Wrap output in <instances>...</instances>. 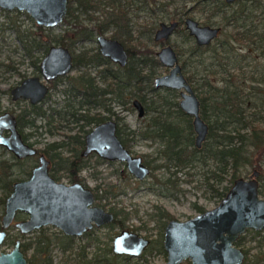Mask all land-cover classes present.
Here are the masks:
<instances>
[{"label": "rangeland", "instance_id": "rangeland-1", "mask_svg": "<svg viewBox=\"0 0 264 264\" xmlns=\"http://www.w3.org/2000/svg\"><path fill=\"white\" fill-rule=\"evenodd\" d=\"M95 1L99 2L98 9L88 10L87 13H82L80 6L77 4L78 1L74 0L72 7L74 9L77 7V10H74L73 14L77 16V18L68 17V22L63 20L59 25L53 28L37 26L34 19L24 11H7L0 9V106L2 109L12 108L17 110L18 108H23V102H18L16 104V102L11 101L9 90L24 78L38 76L41 81L45 82L39 71V63L49 47L61 45L68 48L73 53H77L83 48L92 51L95 50L97 47L95 42L96 33L89 31L87 34L89 39L82 40V34L78 33L79 29H76L79 25L90 27L100 24V22L105 20V17L108 16V13L112 12L113 7L105 4L106 0ZM122 1H124L126 6H129V10L134 12V16L131 15V26L134 30L132 31V38L134 39L131 40L130 44L136 47V59L145 61V67L142 65L141 70L142 73L146 74L149 78L147 77V80L142 79L139 82V89L133 86H128L125 89L124 93L126 94L127 101L123 99V97L125 98L123 95L120 97L122 101L120 103L117 102L118 98H116L115 101L110 99V95H105L103 101L107 107L121 117L120 126L123 130L128 128L129 130L140 132L146 122H148L151 114L148 113L145 117L140 118L137 116L136 110L130 108L131 100L135 97L134 94L137 92L136 90H138L141 95L145 96L150 106L159 107L164 112H174L173 107L169 108L163 106L164 103L173 102L174 100L178 101L180 98L178 91L168 88H154L153 86L154 78L166 74L168 70V68H165L159 63L155 66L154 71L151 70L153 66L152 60L157 59L156 52L160 49V45L154 43L152 40L154 30L161 22L184 20L185 17H190L201 25L222 27V20L219 16L208 17H210L209 14L215 10V6L218 4L221 6V2H224V0L201 2V6H205L203 10L198 7V0H146L145 3H143V1H135L132 6L127 4L130 0ZM256 2V5L260 4V7L257 11H253L252 14L257 17L254 20V24H257L260 29L262 27V18L264 17V14H262L264 11V0H256ZM87 15L93 18H88ZM151 30L152 35L150 34ZM178 30L179 31L174 33L169 39V44L173 46L174 49L178 46L183 50V54H179V59L182 61L183 58H188L187 52L191 44L194 43V40L188 35L184 25H181ZM228 31L229 28L222 29L220 38L227 37ZM106 32L108 36H112L114 34V28H108ZM64 35L68 37L65 42L66 45H62L56 41ZM149 35L152 41L148 44L146 43L147 50H145L143 45L137 43L139 41H144ZM139 36L141 37L140 39H138ZM121 37H123V35ZM232 46L240 48L236 49L235 55L238 57L241 55L246 56V60L240 63V65L244 66L243 72L245 77L248 73L255 72L256 70L260 73L264 71V56L260 51L245 46L240 47L237 43H234ZM27 47L29 52L27 51ZM196 60L197 59L190 58L188 63L193 62L192 65H195L196 62L194 61ZM191 68L193 67L191 66ZM79 69V71L84 70V68ZM96 69L98 70V68L90 67L87 68V71H89L92 76H97L98 73H96ZM200 69L201 68L198 66L195 67L198 73L195 75L194 84L202 82L201 77H203L205 72L203 73ZM77 71V69H74L67 76L61 77L55 82V87L51 88L47 98L43 101L44 108L47 106L58 107L62 104L66 98L63 90L69 88L71 83L70 77L75 76L78 73ZM151 71L153 74H151ZM230 72L233 74L231 80L239 76V71L236 69H230ZM183 73L187 74L185 70ZM222 77L226 78L228 75L225 74ZM222 77L220 78V75L214 76L213 74H209L207 79L211 82H215L214 85L216 87H220L222 86ZM132 81L133 80H131V83ZM241 81L243 89L247 91V88L252 82L247 78ZM195 92L197 93V91ZM106 98L110 99V101ZM102 115L107 117L109 113L103 110ZM259 115L263 116L264 114L259 113ZM170 119L175 120L177 116H175L174 113L170 114ZM56 124L57 122H55L54 125ZM36 125L37 127L30 131L33 132V134L30 136L29 142L39 149L44 148L50 142L61 140L64 134L76 131L74 128L76 125L70 124L74 129L57 128V130H53L55 134H49L47 132V126H43L44 123L40 119L36 121ZM180 127L185 128V131H182L180 134V140L182 139L184 141L183 148L185 152H189L192 147H189L188 143L185 142L189 139L187 122L182 121ZM28 131L29 130H25V132ZM191 137H194V133ZM126 141L128 149L133 154L142 156L143 160L149 163L148 167L150 173L147 177L138 180L129 173L124 163L107 161L95 155L87 159L88 164L91 166L90 169L84 170L81 174L83 178L82 182L86 183L90 188L101 186L99 194H103V188L110 193L108 199L102 200L101 204H103L105 209L115 207L118 210H122L123 213H121L124 215H120L118 218L123 219L125 217V219L122 220L125 226L137 231V233L141 235L150 233V237L154 238L158 235L159 226L150 218L151 216L153 217L154 214H158L159 210L161 212H167L172 218L186 220L195 216L200 208L202 210H208L218 205L219 197L209 189L208 184H214L215 187L221 188L222 186L228 185V182L223 181L216 185L213 179L209 178L206 180V176H210V173L215 170L214 160L206 158V153L198 152L196 154L197 156H202L204 162L193 160V162L185 166H177L163 157L164 145L161 142L145 140L137 134L135 136H127ZM1 159L11 160V156L7 152L0 150V160ZM250 160L252 161L251 163L245 164L239 168L237 175L246 176L257 165H264V163L258 164V162H256L257 158H251ZM30 163H32V160L23 161L20 165V169L14 170L11 178H21L23 176L21 173L22 169L28 168ZM93 175L95 177H93ZM60 181L63 183L68 182L65 177H61ZM3 191L0 184V196H2ZM98 202L99 201L96 200V203ZM1 213L2 207L0 206V215ZM118 229L117 226L104 228L99 230L96 234L98 236H103L111 231L116 232ZM54 231H57V229L49 227L45 232L52 233ZM17 233L15 228L10 229L9 239L16 236ZM36 236L37 234L33 232L23 237L22 241L30 242L36 238ZM252 241L253 240L250 238L244 240L245 243L250 245H252ZM11 248V243L5 242L0 246V252L10 250ZM145 257L149 264L164 263L161 254L155 252L146 254ZM66 261V264H72L71 260ZM130 263L144 264V259H131ZM54 264H63L60 262L59 256L57 255L54 257Z\"/></svg>", "mask_w": 264, "mask_h": 264}, {"label": "water", "instance_id": "water-1", "mask_svg": "<svg viewBox=\"0 0 264 264\" xmlns=\"http://www.w3.org/2000/svg\"><path fill=\"white\" fill-rule=\"evenodd\" d=\"M232 3L235 0H225ZM68 0H0V9L24 11L32 17L37 26L53 28L59 25L66 16ZM178 22L162 23L155 33V39H167L177 27ZM185 28L193 36L196 43L206 46L218 36V26L199 25L192 19L184 20ZM100 52L121 65L126 60L123 46L115 40L98 38ZM160 64L169 68L167 74L154 79L155 87H167L180 90L179 108L192 117L195 134V146L200 147L208 135V125L200 116V102L191 86L185 79L178 55L169 44L156 52ZM72 67V57L66 47L51 46L39 64V71L45 82L66 75ZM48 87L39 77L25 78L10 90L12 100L27 99L31 103L41 101L47 94ZM134 105L143 115L141 105ZM11 131L9 138L1 137V131ZM116 125L107 121L96 126L86 136L87 154L91 151L103 159L125 162L128 171L136 178H144L149 170L143 165L140 156H134L119 142L115 135ZM0 144L10 149L16 156L23 157L35 154V150L24 144L15 129V120L10 114L0 116ZM48 162L40 157V165L35 168L27 181L14 184L13 192L8 197L5 214L2 220L6 227L16 210L30 214V219L17 224L21 232H29L41 225L49 223L60 227L66 234H81L96 225L109 223L113 215L101 208L88 206L93 202L92 193L79 184L71 186L55 182L47 174ZM254 174L256 172L254 171ZM264 226V200L257 197L255 181L237 179L221 201L213 210L197 215L187 222L171 221L165 232L164 247L168 253L166 264H178L189 257L192 264H240L241 256L229 244L246 227L260 228ZM4 234L0 232V243ZM221 243L218 244L217 241ZM147 241L135 233L122 232L113 241L114 253H127L137 256L146 246ZM16 241L13 249L0 253V264H26Z\"/></svg>", "mask_w": 264, "mask_h": 264}, {"label": "flooded vegetation", "instance_id": "flooded-vegetation-1", "mask_svg": "<svg viewBox=\"0 0 264 264\" xmlns=\"http://www.w3.org/2000/svg\"><path fill=\"white\" fill-rule=\"evenodd\" d=\"M69 1L70 0H68V3H67L66 16L63 19L66 22H68V20H67L68 17L77 18V16H75L73 14V11L70 14L68 13V7H69V4H71ZM107 1H108V3H107ZM110 1L113 2L112 5H111ZM135 1H139V2L143 1V3L146 2V0H130L127 4L132 6L135 3ZM206 1H210V0H198L197 1L198 7L202 8V10H203L205 8V6H201V2H206ZM234 2L227 3L224 0V3H226V4H233ZM105 4L111 5L113 7V10H112V12L108 13V16L105 17V20L101 21L100 24L90 26V27H87L86 25L85 26L81 25L80 28H79V26L76 27V29H80V31L78 33L82 34V36H83L82 40L89 39L88 35H87L89 33V31L96 33L95 42H96L97 47L95 48L94 51L89 50L87 48H83L82 50H80L77 53H73L67 48L71 54V57H72V67H71L70 71L64 76H60V77H58L54 80H51L49 82H43L42 81L43 83H45L47 85L48 92H47L46 96L41 101H39L37 103H31L29 100L23 99V98H19L17 100H12L10 90L13 87L9 90L10 99L12 102H16V104L18 102H23L24 106H25V104H28V105L43 104V101L45 98H47V95H48L49 91L51 90V88L55 87V82L59 78L67 76L72 70L77 69L78 73L75 76L70 77L71 83L69 85V88L67 89V91H69V92H67L68 95L66 94V98L62 102V104H64L65 100L68 98V102L76 108L77 107L76 104L78 103V101L80 99L78 97H72L71 93H70V91H72V89H73L72 86H73V83H74V80L76 79V77L83 74L86 77H89V79L94 80L95 85H96V90L97 91L102 90L100 92H103V90L106 89V87L108 86V80L112 79V86H110L109 88L107 87L106 92L103 93V96L100 97V99H101L100 103H102V105H97L98 104L97 102H93V103L89 104V106L84 105L83 108L80 109L79 111H77V113L75 114L76 115L75 118L78 115H80V116L84 117V120H86V119H94V120L101 119V120H97L96 122L92 121L90 124L84 125L83 131H80V126L83 125V121H84L82 119L76 120L74 117H70V118H67V120H65V121H60V122L57 121L56 125H54L56 122V121H54V123H52V125H50V127L47 126V132H48V128L51 129V133L48 132L49 134H55L54 133L55 131H53V130H57V128H61V129L67 128L69 130L71 128L72 129L75 128L76 131L64 134L61 140H55L53 142H50L44 148L39 149V148L35 147L34 144L29 142V138L33 134V132H30V131H32V129H35L37 127L36 122H35V126L31 127V128H27V127L22 128V126L20 127V125L18 123L19 115L22 114V112H23L22 110H23L24 106H23V108H18L17 110H14L12 108L11 109H9V108L2 109L0 106V116H3L5 114L12 115L13 119L15 120V129H16L17 133L20 135L22 142L35 150V154H33V155L18 157L10 149H8L6 146L0 144V150L7 152L11 156V160H8V159H1L0 160V184H1L2 189L4 190L2 196H0V206L2 207V213L0 215V232H2L4 234L3 239L0 243V246L5 242L6 243L10 242L12 245V248L10 250L3 251L0 253L10 252L13 249L15 242L19 241V243H20L19 249L22 252V255L26 261V264H28V263H27V259H26L25 255L23 253V245L28 244V246L30 245L32 248L33 244H35L37 241L43 239L45 236L48 237L49 245L52 249L53 264H54L55 255L59 256V260L63 264L67 263L66 260H71L72 264H79L78 260L82 256L89 257L95 251L97 253H102V250L104 248V243L106 241L109 242V246L111 248V251L115 255V259H116L115 263H117V264L120 263V261H121L120 259H122V262H124V264H131L130 263L131 259H141V260L144 259V264H149L145 256H146V254H152L153 252H155L157 254H161V256L164 259L163 264H166L168 253L164 247L165 232H166V229H167V227L171 221L182 222V223L187 222V221L193 219L194 217H196L197 215H200V214L205 213L206 211L215 209L217 206L220 205L221 201L225 198L226 194L228 193V191L232 187L234 181L237 179H243L244 181H251V180L255 181V183L257 184V197H258V199L264 200V192L262 191V186L264 185V165L260 164V163H264L263 157L262 158L259 156L256 157L257 158L256 162H258V164H260V165H257L246 176L237 175V177L231 183L228 181V179H229L228 174L223 175L222 172H219V176L222 178V180L219 183L216 182V180L213 178V174H215V172L217 171V164L215 163V170L212 173H210V176H206V178L213 179V181L215 182L216 185L220 184L223 181L228 182V185H225L227 187V189H226L223 196L218 194V191H216V190H219V193H222L223 187H225V186H222L221 188H219V187H215L214 184H208L209 189L219 197L218 205L213 207L212 209H208V210H202L200 208L199 212L195 216L190 217L186 220H178L176 218H172L169 216V214L167 212H161L159 210L158 214H154L153 217L151 216V218H150L151 220L155 221L156 225L159 226L158 235L157 236L154 235L155 237L153 238V237H150V233H147L146 235H141V234L137 233V231L132 230L131 228L125 226L123 224V221H122L123 219H125V217L123 219L118 218V217H120V215H124V214H122L123 213L122 210H118L115 207H110L109 209L104 208V206H103V204H101V202H102V200L105 199V197H104L105 196V190H106L105 188H103V194H99V191H101V188H100L101 186L90 188L86 183L82 182L83 181V178L81 177L82 172L84 170L90 169V167H91L88 164L87 159L90 156H94V155L103 159L94 151H91L87 154L83 153L86 149V136L96 126H98L102 123H105L107 121L113 122L116 125L115 135H116L117 139L119 140V142L123 145V147L125 149H127L129 151L130 154H132L134 156H139V155L133 154L128 149L126 137L129 135L135 136L137 134L145 140H151L154 142H161L164 145V150H165V143L163 142V141H165V139L160 138V135H161L160 131L162 133V130H159V132H158V131H154L153 129H155V127H157V126H161L163 119L170 118V115L168 117V114H166L169 111L164 112L159 107L150 106V103L146 101L145 96L141 95L138 92V90H136L137 92L134 94L135 97L131 100L130 108L135 109L137 112V116L140 118L145 117L148 113L151 114L148 122H146L145 126L143 127L142 131H140V132L139 131L135 132L134 130H129L128 128L123 130V128H121V126H120L121 117L116 115L114 111H112L109 107H107L105 105V103L103 101L105 95H110L111 96L110 99H113L115 101L116 100L115 99V93H117L118 95H116V96L119 97L118 103H120V102H122L120 100V97L122 95L123 96L126 95L124 93V91L128 86H131V84H133L134 88L136 87L137 89H139V87H140L139 82L142 79L147 80V77H148L146 74H143L142 70H141L144 60L140 61V60L136 59V54H135L136 47H134V46H132V44H130L131 40L134 39V38H132V31H134V30L131 26V22H132L131 15L134 16V12L132 10H129V6H126L124 1H122V0H106ZM80 8H81L82 13H87L88 10H95V8H92L91 3L86 2V0H85V4L83 6H80ZM87 16H88V18H90V17L93 18L90 15H87ZM186 18H190V17H185L184 20ZM184 20H179V21L173 20V21H177L178 25L174 29V31L169 35V37L167 39L156 40L155 39V33L158 30V28L160 27V24H162V23L168 24L172 21L159 23L158 27L154 30L153 35L151 34L152 30L150 32V34L153 36L152 40L154 41V43L159 44L160 49L163 46L169 44V39L171 38V36L174 33H176L178 31V29H180L181 25H184ZM199 25H201V24H199ZM209 26H214V25H209ZM111 27L114 28V34L112 36H108V34H106L107 33L106 30L108 28H111ZM184 28H185V25H184ZM219 28L221 30V27H219ZM186 31L189 35V32L187 29H186ZM122 35H123V37H121ZM140 36L138 37V39L141 38ZM189 36L193 38L194 43L197 46H200L196 43L193 36H191V35H189ZM99 37H103L107 40H115L123 46V49H124L125 54H126V60H125L123 65H121L117 62H114L111 59H109L108 57L102 55V53L100 52V45L98 42ZM152 40H151L150 35H149V37H146L144 41H139L137 44L143 45L144 49L147 50L146 45L149 42H151ZM81 52H83L85 54V59H83L82 62L86 61V63L80 64V65H75V57L78 54H80ZM96 53H98L100 55L101 59H97L94 56V55H96ZM177 55H178L179 64L181 66V70L183 73L184 71L182 69V64H181V61L179 59V54H177ZM157 61H158V59H157ZM158 63H159V61H158ZM145 64L146 63L144 61V67H145ZM90 67L98 68V70L96 69V73H98L97 76L96 75L92 76L91 73L89 71H87V68H90ZM79 68H84V70L79 71L80 70ZM165 68H167V67H165ZM136 69L139 70V72H141V75H138V78L134 79L131 83L129 76H132L133 74H135ZM168 72H169V68L167 70V73ZM183 75H184L185 79L187 80L184 73H183ZM31 77H33V76H31ZM105 79H106V82H103V80H105ZM115 79L118 82L115 83ZM21 81L18 84H20ZM187 82L189 83V85L191 86L195 95L199 99L200 116H201L200 98L198 97L197 93L194 90L193 83H190L188 80H187ZM214 84H215V82H213V85ZM17 85H15V86H17ZM153 86H154V80H153ZM252 86H253V84H252ZM154 88H167V87H155L154 86ZM168 89L178 91L180 98L178 101H176V100L175 101L177 103V109L182 111L179 108V101L181 100L180 90L172 89V88H168ZM110 99H107V100L110 101ZM123 99L125 101H127L126 96H125V98L123 97ZM135 101H137L142 107V111H143L142 116H139V110L134 105ZM60 106H58L56 108H59ZM103 110H106L109 113V116H107V117L103 116L102 115ZM215 112H216L215 98L212 97V99H210V102H209V114H210V118L212 120L213 125L215 123V118H216ZM185 115L191 118V127H192V117L187 115V114H185ZM203 121H205V120L203 119ZM70 124H73L76 126L73 128L70 126ZM207 125H208V132H209V124H207ZM43 126H45V125H43ZM25 130H29V131L25 132ZM144 130H145V132H148L147 136H145V137L141 135V132H143ZM192 131H193V127H192ZM156 132H157V134H156ZM24 133H28V138H25L23 136ZM11 134H12L11 131L7 128H4L1 131V137H3V138H9L11 136ZM153 134H155V135H153ZM76 135L82 137V139H83L82 147L78 150L77 156L73 155L72 153L65 152V149H63L61 146V144H62L65 147L71 148L72 143L74 141L73 137ZM194 138H195V134L193 137L194 148L200 149L202 147V144L205 141L202 142L200 147H196L195 143H194V140H195ZM178 141H179L182 152L185 153V150L183 148L184 141L182 139L181 140L179 139ZM185 142L188 143L189 139L186 140ZM54 143H60V145L57 146V152H63L62 156L64 159H62V158L51 159V158H49V156H47L44 153V149L47 146H50L51 144H54ZM41 156L44 157V159L48 162L47 174L49 177H51L57 183H62V184L67 185V186H71L73 184H79L82 187H84L85 189H89L92 193L93 202L88 206V208H92V207L101 208V209L111 213L113 215V220L109 223H104L101 225H96L94 221H91V227L87 228L85 231H82L81 234H66V233H64V231L60 227L53 225L51 223H49L47 225H41L38 228H35L29 232L23 233L17 227V224H19L21 222L28 221L30 219V214L26 211H23V210H16L13 218L10 221V223L6 227H3L2 220H3L4 214H5L6 201H7L8 197L13 192L14 184L19 183V182H23V181H27L30 178L32 171L40 165V157ZM55 156L62 157L61 155L60 156L55 155ZM140 157H141V161H142L143 165L146 166L149 170L148 174L145 176V177H147L150 173V169L148 167L149 163L145 162L143 160L142 156H140ZM163 157H164V153H163ZM189 157H193V156H189ZM28 160H32V163H30V166L28 168H26L24 170L22 169L21 173L23 174V176L21 178H18V177L17 178H11L14 170L20 169V165L23 163V161H28ZM104 160H106V159H104ZM166 160L168 161V159H166ZM107 161H109V160H107ZM115 161L121 162V161H118L115 159L112 160L111 162H115ZM191 162H193V159L187 163L189 164ZM122 163L125 164V162H122ZM181 166H183V165H181ZM176 170H178V169H176ZM254 171L256 172V174H254ZM61 177H65L68 182L67 183L61 182L60 181ZM93 177H95V176L93 175ZM144 178H142V179H144ZM136 179L142 180L139 178H136ZM96 200L99 202L96 203ZM149 215H151V214H149ZM113 226H117L119 228L118 231H116V232H112V231L109 232L108 231L109 233L106 235H103V236H98L96 234L101 229L112 228ZM49 227H53V228L57 229V231H54L52 233H46L45 231L48 230ZM12 228H15L18 233L16 236L9 239V236H10L9 231ZM124 231L129 232V233L130 232L135 233L138 237H141L147 241L146 246L143 248V250L141 251V253L139 255L134 256V255H130L127 253H120V254L116 253V252L114 253L113 241L117 236L121 235V233ZM33 232H35L37 234L36 238H34L30 242H23L22 241L23 237H26V235L31 234ZM247 238H250L251 240H253L252 245L244 242V240ZM246 242H248V241H246ZM217 243L220 244L221 241L218 240ZM65 247H67V250L65 253H62L61 251ZM229 248L230 249L233 248L236 251H238V253L241 256L240 264H264V226H262L260 228L246 227L241 233H239V235L234 240H232L230 242ZM29 252L30 251H28V253ZM178 264H192V260L189 257H187V258L182 259Z\"/></svg>", "mask_w": 264, "mask_h": 264}, {"label": "trees", "instance_id": "trees-1", "mask_svg": "<svg viewBox=\"0 0 264 264\" xmlns=\"http://www.w3.org/2000/svg\"><path fill=\"white\" fill-rule=\"evenodd\" d=\"M77 1L78 6H83L85 4V0ZM69 2L71 3L68 7V13L70 14L72 11L77 10V7L75 9L72 8L74 0H70ZM86 2H90L92 8L98 9L99 7V2L95 0H86ZM110 3L111 5L113 4L112 1H110ZM256 3V0H236L233 4L221 2V6L219 4L215 6V10L209 14L210 17L208 18H211V16H219L222 20L223 25L219 36L206 46H197L195 43H192L187 52L188 58H183L181 61L183 71L185 70V72H187V74L185 73L187 80L195 85L194 90L197 91V95L200 98L201 117L209 124V132L202 147L200 149L194 148L193 138L191 137L193 134L191 118L177 109L175 100L173 102L164 103L163 106L169 108L173 107L174 112L169 111L166 114H168L169 117L170 114L174 113L177 119L171 120L170 118H165L161 126H157L153 129L158 132L162 130V133L160 131V138L165 139V141H163L165 143V150L163 151L164 157L177 166H185L188 164L187 162L192 159L204 162L202 156L196 155L198 152H204L206 153V158H212L217 164V171L213 174V178L217 183L222 180L219 176V172H222L223 175L228 174V181L231 183L237 177V172L241 166L251 163V158H256L258 156L262 158L264 156V115H259V113L264 114V71L260 73L256 70L255 72L248 73L245 77L243 72L244 66L240 65V63L246 60V56L241 55L238 57L235 55L236 49L240 48L232 46L234 43H237L240 47L245 46L253 50H258L264 56V17L261 22L262 27L259 29L258 25L254 24V20L257 17L252 14L253 11H257L260 7V4L256 5ZM262 14H264V11ZM80 26L81 25H79V28ZM225 28H229L227 37L220 38L222 29L224 30ZM67 39L68 37L64 35L56 41L62 45H66L65 42ZM175 50L177 54H183V50H181L180 47L176 46ZM27 51L29 52L28 47ZM94 56L97 59H101L98 53ZM190 58L197 59L194 61L196 62L195 65H192L193 62L188 63ZM83 59H85V54L81 52L75 57V65L86 63V61L82 62ZM152 61L153 66L151 70L154 71L155 66L158 65V61L157 59ZM142 65L144 66V61ZM191 66L193 68H191ZM197 66L205 73L203 77H201L202 82L194 84L195 75L198 73V71L195 70ZM230 69L238 70L239 76L231 80L233 74L230 72ZM152 71L151 74H153ZM209 74H213L214 76L220 75V78L227 74L228 77H222V86L216 87L213 85V82L207 79ZM138 75H141V72L136 69L135 74L129 76V79H137ZM246 78L253 84V86L251 84L248 88L246 87L247 91L243 89L241 81L242 79L246 80ZM103 82H106V79L103 80ZM116 82L118 81L115 79V83ZM110 86H112V79L108 80L107 87L109 88ZM131 86H133V84H131ZM107 87L103 92H100L102 90L97 91L94 80L81 74L74 80L73 89L70 91L72 97H78L80 99L76 104V108L68 102V98L59 108L52 106L44 108L43 104H25L22 114L19 115L18 123L22 128H31L35 126L36 120L40 119L45 126L50 127L54 121L60 122L70 117L75 118L77 111L82 109L84 105L89 106V104L93 102H97V105H102V103H100V97L106 92ZM67 92L69 91L63 90L65 95H68ZM116 95L118 94L115 93V99L119 98ZM212 97L215 98L216 106L214 125L209 114V102ZM75 119L84 120V117L78 115ZM97 120L101 119L84 120L83 125L80 126V131L84 130V125L90 124L92 121L96 122ZM182 121L187 122V133L189 134L188 146L192 147L189 152L185 153L182 152L178 141L181 132L185 131V128H180ZM48 132L51 133L50 128H48ZM147 134L148 132H145V130L141 132V135L144 137L147 136ZM23 136L28 138V133H24ZM73 138L74 141L71 148L65 147L62 144L61 146L65 149V152L77 156L78 150L82 147L83 139L77 135ZM58 145H60V143L47 146L44 149V153L51 159H64L62 156L63 152H57ZM55 155H61L62 157H57ZM187 156L193 157L188 158ZM226 189L227 187L225 186L223 187L222 193H219V190L216 191L223 196ZM262 191L264 192V185L262 186ZM109 194L110 193L105 190V200L108 199ZM66 250L67 247L62 249L61 252L65 253ZM28 251L30 252L28 253ZM23 253L28 264H53L52 249L49 245L47 236L33 244L32 248L30 245L28 246V244L23 245ZM120 260L118 264H124L122 259ZM115 261V255L112 253L108 241L104 243L102 253H97L95 251L91 256H82L78 260L79 264H117Z\"/></svg>", "mask_w": 264, "mask_h": 264}]
</instances>
